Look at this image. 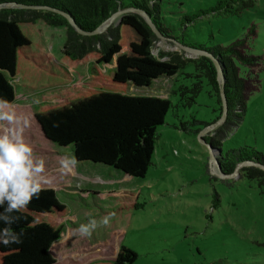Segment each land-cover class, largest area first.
Returning <instances> with one entry per match:
<instances>
[{
	"label": "rangeland",
	"instance_id": "obj_1",
	"mask_svg": "<svg viewBox=\"0 0 264 264\" xmlns=\"http://www.w3.org/2000/svg\"><path fill=\"white\" fill-rule=\"evenodd\" d=\"M244 1L246 6L235 5L233 13H205L187 24L183 23L185 17L208 11L217 0L159 1L163 25L171 35L158 37L152 53L182 68L176 76L155 80L152 88L134 90L128 86L121 91L172 101L165 123L158 128L152 165L141 180L112 175L111 171L90 165L75 164L71 172H62L59 161L65 156L72 157V152L46 141L39 132L34 120L38 106L48 102L63 104L73 98L88 75L86 65L72 70L68 84L45 93L29 90L33 94L29 97L19 92L20 86L16 87L17 101L13 107L20 119L11 125L0 122V134L11 132L23 137L31 146L33 157L44 160L41 175L47 182L41 185L54 186L69 208L78 205L94 208L95 212L89 216L97 221L109 217V223L99 225L90 236H81L76 232L78 227L74 228L77 242L84 244L69 256L78 255L81 258L78 262L88 264L95 259L115 256V239L120 240L112 237L122 233L121 220L128 215L126 221L123 220L122 242L137 253L133 264H264V177L256 172V169L262 172L264 169L249 162L237 166L230 174L219 175L212 171L218 172L217 163L213 168L210 164L218 145H222L223 152L253 148L264 155V0ZM252 26L255 32L249 36V44L246 42L235 49L245 55L250 45L251 53L259 56L243 67L245 108L237 107L240 118L235 117L227 124L228 109L221 120V94L213 90L211 70L202 57L212 59L193 52L189 44L208 48L228 46L245 37ZM22 29L36 53L55 61L60 59L67 38L66 27H52L37 21L23 23ZM212 64L215 67L213 61ZM110 67L112 64L106 68ZM43 74L51 80L47 73ZM33 78L35 82L46 84L44 76ZM25 99L29 100L28 105L19 107ZM24 119L28 120L27 127ZM205 138L213 139L210 147L206 146ZM251 167L255 169L248 170ZM248 174L251 179L246 177ZM127 189L139 192L143 206L122 217L119 208L104 213L114 205L117 193L120 195V191ZM92 191L97 193L94 199ZM215 194L220 199L217 206H214ZM87 219L78 226L87 223ZM68 220L66 217L59 240L65 242L64 245H69L71 240ZM74 229H70L71 232ZM105 236L103 243L95 242ZM52 253L56 254L55 248Z\"/></svg>",
	"mask_w": 264,
	"mask_h": 264
},
{
	"label": "trees",
	"instance_id": "obj_2",
	"mask_svg": "<svg viewBox=\"0 0 264 264\" xmlns=\"http://www.w3.org/2000/svg\"><path fill=\"white\" fill-rule=\"evenodd\" d=\"M159 1L0 0V4L51 7L68 14L82 30L89 32L96 30L117 11L133 8L149 15L157 30L162 35L170 36V31L162 22ZM237 4L246 6L247 3L244 0H217L208 11L187 16L183 23H191L205 13H233ZM37 21L52 27H66L67 38L60 59L55 61L34 51L22 24ZM254 32L255 27L252 26L245 37L224 47H196L189 44L218 59L222 67L228 107L227 124L235 117L240 118L241 113H236L237 107L245 108L242 96L243 67L246 68L247 62L259 56L251 53L250 45L245 55L235 48L246 42L249 44L248 38ZM157 39L158 36L146 20L135 11L123 15L119 23L111 24L105 32L83 35L73 28L65 16L48 9L1 8L0 99L13 106L17 86L37 93L57 89L69 83L72 70L86 65L88 75L76 95L63 104L41 103L35 112V119L46 138L59 146L70 148L77 162L104 165L128 178L141 180L152 165L158 128L165 123L172 101L170 98L121 91L128 86L134 90L139 87L152 88L155 80L179 74L182 68L180 64L161 60L152 53ZM202 60L207 62L211 70L213 90L220 93L217 71L212 61L204 56ZM111 64L112 67L106 68ZM42 72L47 73L51 80H47ZM43 76L47 80L46 84L33 80V77L41 79ZM183 129H186L185 125ZM204 140L213 143L212 138ZM214 157L220 170L228 174L243 162L264 165V155L253 148L223 152L222 145H218ZM256 172L264 177V172L259 169ZM246 177L251 179L249 174ZM257 181L261 184L260 180ZM118 193L112 208L104 213L119 208L122 217V214H130L143 206L139 202L138 191L127 189L120 191V195ZM219 200L215 194L214 206L218 205ZM69 212V207L59 198L55 189L41 188L38 198H33L26 207L13 213L19 217L12 229L20 234V242L0 244V264H54L51 249L62 236ZM127 216L122 219L126 221ZM123 220L121 230L125 228ZM0 227L3 225L0 224ZM137 258L133 249L120 244L114 258L98 259L88 264H133Z\"/></svg>",
	"mask_w": 264,
	"mask_h": 264
},
{
	"label": "clouds",
	"instance_id": "obj_3",
	"mask_svg": "<svg viewBox=\"0 0 264 264\" xmlns=\"http://www.w3.org/2000/svg\"><path fill=\"white\" fill-rule=\"evenodd\" d=\"M20 118L16 116L12 104L0 99V122L11 125ZM25 127L28 120L24 119ZM76 164L74 157L60 159L62 172H71ZM44 172V160L33 157L32 148L19 134L11 132L0 134V244L19 243L20 234L12 229L19 217L13 213L26 207L33 198H38L41 183L47 182L41 175ZM109 217L99 221L90 217L87 223H81L76 232L81 236H90L99 225H107Z\"/></svg>",
	"mask_w": 264,
	"mask_h": 264
},
{
	"label": "crops",
	"instance_id": "obj_4",
	"mask_svg": "<svg viewBox=\"0 0 264 264\" xmlns=\"http://www.w3.org/2000/svg\"><path fill=\"white\" fill-rule=\"evenodd\" d=\"M19 92L20 93H22V94H25L26 96L28 95L29 97L31 96V91H29V89H27V88H25V87H19ZM33 95V94H32ZM17 101V100H16ZM16 101H15V103H16ZM28 101L29 100H27V99H25L23 102H20L19 104V107H26L27 105H28ZM26 102V103H25ZM14 103V104H15ZM14 104H13V106H14ZM14 108V107H13ZM35 118V117H34ZM42 136V135H41ZM66 149H69L70 150V152H72V157H74V155H73V151L70 149V148H66ZM76 164H78V165H90V166H94V167H100V168H102L103 170H105V171H111V172H109L110 174H112V175H114V174H116V175H121L122 177H124V178H128V177H126V176H124V174L123 173H121V172H119V171H117V170H115V169H111V168H109V167H107V166H104V165H97V164H92V163H90V162H77L76 161ZM111 175V176H112ZM133 180H135V179H133ZM60 183H62V182H60ZM63 186H68V185H64V184H62ZM70 187V186H69ZM41 188H52V189H55L56 190V188L54 187V186H48V185H45V186H42L41 185ZM130 190H132V189H130ZM56 192H57V194H58V196H59V191L58 190H56ZM88 193V192H87ZM90 194H97V193H93V191L90 193ZM59 198L61 199V197L59 196ZM62 200V199H61ZM64 203H66L64 200H62ZM108 204V203H107ZM109 205V204H108ZM109 206H111V205H109ZM69 210H70V212H69V215L67 216V218L69 219L68 221H69V225L74 229V228H76V227H78V223L79 222H81V221H85V219H87V218H89L90 216H89V213H94L95 211V209L94 208H84V207H81L80 205H78V207H74V209H71V208H69ZM84 218V219H83ZM66 220V219H65ZM88 220V219H87ZM69 226V239L71 238V240H69V245H68V243H66L65 245H64V243H62L61 241H57L56 243H54L53 244V246H52V249L51 250H53V248H55L56 249V254H53L52 253V255H53V257L55 258V263L54 264H85V262H78V260H80L81 258L77 255V256H73V257H71V256H69L71 253H73V252H76L77 251V249H78V247L79 246H81V244H84L83 242H81V243H78L77 242V235L75 234V229L73 230V232H71V230L70 229H72L71 227ZM123 230H122V233H121V231H120V233L118 232L117 233V235L115 234V235H113V237L112 238H114L115 239V237L116 238H119V242H118V239H115L116 240V247H115V249H114V254H115V256H116V251H118V248L120 247V244H124L123 242H122V238H123ZM107 239V236H105V238L104 239H102V240H100V241H95V242H104L105 240ZM111 240V239H110ZM113 240V239H112ZM115 240H113V242L115 241ZM59 242H61V243H59ZM73 244H72V243ZM95 242H93V243H95ZM112 247H114V245H112V244H110ZM115 256H112V257H110V258H114ZM99 259H108V258H99ZM96 260V259H95ZM98 260V259H97Z\"/></svg>",
	"mask_w": 264,
	"mask_h": 264
},
{
	"label": "water",
	"instance_id": "obj_5",
	"mask_svg": "<svg viewBox=\"0 0 264 264\" xmlns=\"http://www.w3.org/2000/svg\"><path fill=\"white\" fill-rule=\"evenodd\" d=\"M4 7H18V8H41V9H48V10H51L53 12H56V13H59V14H62L63 16H65L68 21L70 22V24L73 26V28L80 34H83V35H91V34H97V33H102V32H105L108 27L113 24V23H119L122 16L125 15V14H128V13H131V12H137L139 13L145 20L146 22L149 24V26L151 27V29L154 31V33L158 36V37H164L156 28L155 24L152 22L151 18L149 15H147L145 12L141 11V10H136V9H133V8H123L119 11H117L116 13H114L108 20H106L101 26H99L96 30L94 31H84L82 30L75 22V20L70 17L68 14L60 11V10H57V9H54V8H51V7H35V6H28V5H23V4H0V9L1 8H4ZM190 50H192L193 52L197 53V54H205L207 56H209L213 63L215 64V67H216V71H217V81L219 82L220 84V94H221V99H222V115H221V120H223L226 116V111L228 109L227 107V99H226V94H225V83H224V75H223V72H222V67L218 61V59H216L215 57H213L212 55H210L209 53H206L205 51H202V50H199V49H195V48H190ZM35 120V123L37 125V127L39 128V132L40 134L42 135V137L47 141L49 142H52L51 140L47 139L43 130L41 129V127L39 126V124L37 123L36 119L34 118ZM205 144L206 146L210 147L211 146V143H208L207 141H205ZM249 162H243V163H240L238 166L240 165H244V164H248ZM210 164H211V168H213L214 164H216V160H215V157L213 155H211L210 157ZM258 164V163H257ZM261 168L264 169V166L262 164H259ZM215 168V167H214ZM216 169L218 170V172H215V169H213L212 171L214 173H217L219 175H222V171L220 170V167H216Z\"/></svg>",
	"mask_w": 264,
	"mask_h": 264
},
{
	"label": "built area",
	"instance_id": "obj_6",
	"mask_svg": "<svg viewBox=\"0 0 264 264\" xmlns=\"http://www.w3.org/2000/svg\"><path fill=\"white\" fill-rule=\"evenodd\" d=\"M175 152H177V151H175Z\"/></svg>",
	"mask_w": 264,
	"mask_h": 264
}]
</instances>
